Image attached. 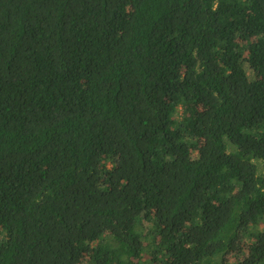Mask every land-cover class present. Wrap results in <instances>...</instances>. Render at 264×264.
<instances>
[{"label": "trees", "instance_id": "obj_1", "mask_svg": "<svg viewBox=\"0 0 264 264\" xmlns=\"http://www.w3.org/2000/svg\"><path fill=\"white\" fill-rule=\"evenodd\" d=\"M0 264H264V0H0Z\"/></svg>", "mask_w": 264, "mask_h": 264}]
</instances>
